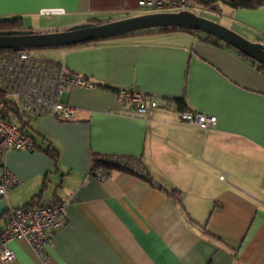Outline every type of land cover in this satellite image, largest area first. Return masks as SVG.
<instances>
[{
	"label": "crops",
	"instance_id": "1",
	"mask_svg": "<svg viewBox=\"0 0 264 264\" xmlns=\"http://www.w3.org/2000/svg\"><path fill=\"white\" fill-rule=\"evenodd\" d=\"M219 11L216 22L264 42V5L221 3ZM140 14L138 0H0V20L21 17L26 27ZM202 36L146 29L47 48L46 58L95 87L65 93L78 108L72 120L30 117L35 149L6 151L23 182L9 188V200L0 197V234L9 203L68 199L67 223L52 232L46 261L27 240H12L16 258L0 264H264V70ZM119 88L152 94L161 106L148 118L125 113ZM179 99L216 124L181 121ZM101 155L140 158L151 178L115 170L101 182L89 174Z\"/></svg>",
	"mask_w": 264,
	"mask_h": 264
},
{
	"label": "built area",
	"instance_id": "2",
	"mask_svg": "<svg viewBox=\"0 0 264 264\" xmlns=\"http://www.w3.org/2000/svg\"><path fill=\"white\" fill-rule=\"evenodd\" d=\"M140 7L151 12H181L197 10L191 0H138ZM95 87L88 78L70 71L65 65L46 58L38 49L0 50V197L9 200V188L20 185L23 180L5 163L9 149H35L21 125L5 114L6 99H11L24 119L52 114L62 120L75 118L78 108L63 100L71 88ZM123 112L149 117L161 103L152 94L135 88L116 90ZM11 115V112H10ZM179 119L195 124L204 130L217 122L215 115L184 109ZM115 170L135 176L151 178L142 159L131 156H94L89 174L97 180L106 181ZM224 178V176H221ZM70 200L64 199L52 205H8L6 225L0 234V258L4 262L15 260L16 254L9 246L12 240H27L42 261L48 258L51 234L67 223Z\"/></svg>",
	"mask_w": 264,
	"mask_h": 264
},
{
	"label": "water",
	"instance_id": "3",
	"mask_svg": "<svg viewBox=\"0 0 264 264\" xmlns=\"http://www.w3.org/2000/svg\"><path fill=\"white\" fill-rule=\"evenodd\" d=\"M158 27H185L208 33L264 65V42L250 41L233 29L189 10L149 12L101 23L78 24L63 31L0 30V50L72 45Z\"/></svg>",
	"mask_w": 264,
	"mask_h": 264
},
{
	"label": "trees",
	"instance_id": "4",
	"mask_svg": "<svg viewBox=\"0 0 264 264\" xmlns=\"http://www.w3.org/2000/svg\"><path fill=\"white\" fill-rule=\"evenodd\" d=\"M196 1L200 6L205 7V8H209V9H213L215 11H219L221 3L227 4L233 8L243 7V8H248V9H257V8H260L261 6L264 5V0H196ZM101 22L102 21L96 20L93 23H101ZM10 29H28V27L25 26L23 19L21 17L1 19L0 20V30H10ZM155 29L157 31H171V30L191 31V32L203 34L202 38L207 40V41H211L213 43H224L227 46L234 48L233 46L227 44L223 40H221V39H219L213 35H210L208 33L199 31V30H189L185 27H158ZM83 43H87V42H83ZM77 44H82V43H77ZM77 44H72V45H77ZM72 45H63V46L48 47V48H57V47L72 46ZM41 49H47V48H41ZM234 49L237 52H239L241 55L251 59L254 63L258 64V66H260L261 69L264 70V65L260 64L259 62L255 61L254 59L245 55L244 53L237 50L236 48H234ZM3 96H4V93L0 92V97H3ZM178 102L180 104L181 110L187 109L185 101L183 99H179ZM10 112H11V115H10ZM5 114L9 119H13L14 121L18 122L21 125V127L25 131V134L31 139V141L37 147V144L35 143L34 139L32 138V135L30 134V131L28 129L31 118L24 119L21 116L17 105L11 99H8V98L6 99V104H5ZM172 195L174 197H177L180 200V198L178 197V193L176 191H173Z\"/></svg>",
	"mask_w": 264,
	"mask_h": 264
},
{
	"label": "rangeland",
	"instance_id": "5",
	"mask_svg": "<svg viewBox=\"0 0 264 264\" xmlns=\"http://www.w3.org/2000/svg\"><path fill=\"white\" fill-rule=\"evenodd\" d=\"M151 12L149 9L147 8H144L143 9V13H149ZM193 12H195L196 14L198 15H201V16H204L208 19H211L213 21H217L218 19H220L219 17H221L222 15H224V12H220V11H209L207 10L205 7H202L201 10L197 9V10H193ZM216 12V13H215ZM42 21V20H41ZM224 22H226L224 19H223ZM65 21L64 20H61L60 18H57V19H54L53 21H47V22H42L43 25H46V26H38V24H33L32 26L29 25V22H28V29L29 30H32L33 32H48V31H63V30H67L69 29V27H72V26H63V23ZM86 23V22H84ZM79 24H83V23H79ZM62 25V26H61ZM77 25V24H76ZM151 29H155V28H151ZM240 34V33H239ZM243 35V34H241ZM244 36V35H243ZM245 38H247L248 40L250 41H254V40H251L250 38H248V36H244ZM38 50L43 54V55H46L49 57V54H48V49H40L38 48Z\"/></svg>",
	"mask_w": 264,
	"mask_h": 264
}]
</instances>
